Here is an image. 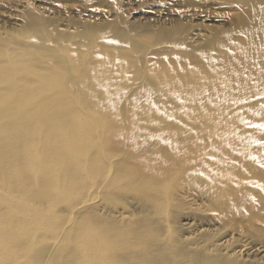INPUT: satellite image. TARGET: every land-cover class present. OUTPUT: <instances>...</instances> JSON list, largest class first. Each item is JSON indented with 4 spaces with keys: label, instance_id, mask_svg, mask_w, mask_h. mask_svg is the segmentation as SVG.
I'll return each instance as SVG.
<instances>
[{
    "label": "bare ground",
    "instance_id": "obj_1",
    "mask_svg": "<svg viewBox=\"0 0 264 264\" xmlns=\"http://www.w3.org/2000/svg\"><path fill=\"white\" fill-rule=\"evenodd\" d=\"M120 32L101 39L122 44ZM27 45H0V172L11 176L1 183L26 185L25 181L49 175V181L40 183L41 198L53 204L68 202L82 189V175L93 170L88 153L96 154L94 170L99 164L102 153L97 140H118L127 127L124 140L136 149L129 153L130 166L123 167L120 179H164L180 169L191 177L206 172L220 196L242 178L255 177L260 185L255 157L250 155L255 148L244 137L245 127L239 121L260 113L264 118V53L256 56L251 45H235L230 56L215 49L210 57L181 53L168 63L155 57L144 76L132 65L128 53H105L82 74L78 91L50 51ZM124 45L133 50L138 57L133 61L138 62L134 47ZM248 56L255 59L249 61ZM205 57L209 59L202 60ZM189 61L197 67H190ZM40 62L46 66L41 67ZM129 74L131 79H127ZM138 79L140 85L123 97L130 83ZM120 97L127 101L118 106ZM81 109L98 117L96 127L80 114ZM234 193L230 205L248 207L250 200L242 192ZM147 220H140L121 240L88 222L72 227L55 245L50 264H235L217 254L192 251L174 237L169 243L162 242ZM4 225L0 264H26L27 258L30 264H39L40 255L32 252L35 240L21 238L18 233L22 232L13 229L11 236V228ZM21 242L26 246L22 248ZM85 249L86 257L82 255Z\"/></svg>",
    "mask_w": 264,
    "mask_h": 264
},
{
    "label": "rangeland",
    "instance_id": "obj_2",
    "mask_svg": "<svg viewBox=\"0 0 264 264\" xmlns=\"http://www.w3.org/2000/svg\"><path fill=\"white\" fill-rule=\"evenodd\" d=\"M263 23L264 0H0V45L10 43L24 48L30 43L35 50L42 47L50 51L73 79L75 91L79 85L82 88L85 70L105 53H128L141 76L155 57L168 63L188 53L197 58L202 57L201 53L210 57L215 49L230 56L235 45H251L260 57L264 53ZM116 30L121 31L122 44L102 40L111 39ZM25 31L27 34H23ZM21 35H25L22 40ZM125 43L134 47L138 62L133 61L137 56ZM205 59L209 58L202 60ZM246 59L250 61L255 56ZM40 66L46 65L40 62ZM189 66L197 67L192 61ZM131 77L129 74L127 79ZM139 82L140 79L132 81L122 96L129 97ZM126 101L120 97L118 106ZM80 114L93 127L98 125V117L88 109H81ZM263 119L262 113L239 119L245 127L244 137L255 148L250 155L255 157L260 185H256L259 180L255 177L242 178L233 181L227 194L220 196L206 172L191 177L180 169L164 179H120L123 167L130 166L129 153L136 149L124 140L129 134L126 127L118 140H97L102 153L99 164L94 170L96 154L88 153L92 155L89 160L93 161V174L82 175V189L68 202L53 204L41 198L40 183L49 181V175L42 180L25 181L26 185L0 181V224L9 225L11 236L15 230L22 232L18 233L21 238L35 240L32 252L33 256L40 255L39 264L51 263L55 245L72 227L76 229L88 222L95 229L107 231L109 237L121 240L143 218H148L146 224L162 242L169 243L174 237L192 251L217 254L225 261L264 264ZM7 177L11 176L0 172V180ZM233 189L250 200L248 207L230 205L235 196ZM3 225L0 231L5 228ZM130 242L134 245L136 241ZM82 255L86 257V249ZM26 261L32 263L30 258Z\"/></svg>",
    "mask_w": 264,
    "mask_h": 264
}]
</instances>
